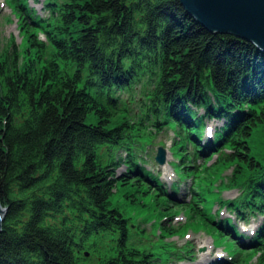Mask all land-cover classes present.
I'll use <instances>...</instances> for the list:
<instances>
[{
	"label": "trees",
	"instance_id": "obj_1",
	"mask_svg": "<svg viewBox=\"0 0 264 264\" xmlns=\"http://www.w3.org/2000/svg\"><path fill=\"white\" fill-rule=\"evenodd\" d=\"M44 11L43 18L19 16L42 39L30 33L22 53L11 44L0 57V264L191 260L173 245L142 248L110 206L119 186L138 184L145 194L144 183L169 200L177 192L184 177L175 174L166 196L143 157L164 129H175L182 144L180 172L193 176L196 161L211 152L213 164L233 167L222 189L237 190L227 200L218 190L212 217L193 190L175 207L235 242L231 218H216L221 209L235 221L261 217L243 245L264 264V163L247 145L264 123V53L208 33L177 0H45ZM214 119L221 130L205 140V122Z\"/></svg>",
	"mask_w": 264,
	"mask_h": 264
},
{
	"label": "rangeland",
	"instance_id": "obj_2",
	"mask_svg": "<svg viewBox=\"0 0 264 264\" xmlns=\"http://www.w3.org/2000/svg\"><path fill=\"white\" fill-rule=\"evenodd\" d=\"M19 1L0 0V57L9 49L11 44L22 53L26 49V40L30 33L35 34L34 36H37L38 40L42 39V36L37 34V30H34V25H30L27 21H22L19 18L20 15L24 14L20 12V6L22 5ZM22 1L32 8L36 17L43 18L45 11L42 12L41 4L44 0ZM205 123V130H213L212 128L215 125L221 127L223 121L220 124L214 119ZM215 128L217 129V127ZM173 132L177 131L175 129L172 131L164 129L156 136H153L144 146L146 150L143 153V157L148 161L146 168L154 175H157L158 180L166 187V196L171 193L168 184L171 182L173 184L178 180L175 174L178 173L184 177V181L178 183L177 192L169 200L164 194H159L158 192L159 196L153 197L154 193L149 194L150 189L144 183L141 184L143 185L142 188L147 191L145 194H142L144 190L139 191L136 189L139 188L138 184H134V187L130 188L119 186L110 196V206L115 208L128 221L130 229L136 233L133 234V239L141 240L142 248H146L148 251H155L161 247L173 245L176 249H186L191 254V260L189 258L176 261L171 259L168 264H196L200 260L209 261L212 259L215 261L216 259L218 261L225 259L224 264H257L258 255L253 251L252 247L241 246L237 240V242L233 241L234 238H228L226 232L222 233L224 234L223 237L218 236L217 233L204 226L203 222L189 209L175 207L176 205L187 203L189 200L188 194L193 190L197 195L200 194L204 201L208 202L209 208L207 207L206 211H204L206 208L204 210L198 208L199 213L202 214L204 211L206 215L210 214L211 217L212 213L215 214L218 209L214 203L218 197L216 196L218 190H221L219 198L223 200L233 199L237 195V190L222 189V182L230 177L233 167L213 164L216 160V155L208 158L212 154L211 152H208L201 160L196 161L197 171L192 172L193 176L188 175L191 171L180 172L179 168L182 163L179 162L180 153H178L177 147L182 144L176 143ZM251 132V137L247 140L250 155L257 161L264 163V123L253 127ZM210 134L212 136V131ZM203 138L206 139L205 136ZM201 142H204V140ZM158 147L165 151V164L162 166H158L154 162V155ZM188 149V146L187 148L184 147L183 154L188 153ZM225 153L227 155L231 154L229 150L225 151ZM183 163L187 164V166H194L192 162H186L185 160ZM122 172L123 170L120 168L116 175ZM164 179H170V181L166 182L167 180L165 181ZM157 193L155 194L158 195ZM158 199L167 201V203L157 201ZM221 214L224 217L219 215L216 218L222 219L231 216L224 209ZM260 219L261 217L257 216V218L248 219L246 222L236 221L239 226L243 224L246 227H250L251 230L256 228V231L260 225ZM235 230L238 237V233L241 230L236 228ZM255 231H252L253 233L251 231L244 233L245 236L247 235L245 240L248 241ZM153 246L157 247L151 249ZM193 260L195 262L191 263ZM149 264L159 263L152 260Z\"/></svg>",
	"mask_w": 264,
	"mask_h": 264
},
{
	"label": "water",
	"instance_id": "obj_3",
	"mask_svg": "<svg viewBox=\"0 0 264 264\" xmlns=\"http://www.w3.org/2000/svg\"><path fill=\"white\" fill-rule=\"evenodd\" d=\"M177 1L183 11L208 33L228 34L264 53V0ZM154 162L158 166L165 163V151L160 147L156 150ZM5 210L0 205V227Z\"/></svg>",
	"mask_w": 264,
	"mask_h": 264
},
{
	"label": "bare ground",
	"instance_id": "obj_4",
	"mask_svg": "<svg viewBox=\"0 0 264 264\" xmlns=\"http://www.w3.org/2000/svg\"><path fill=\"white\" fill-rule=\"evenodd\" d=\"M44 2H45V0L42 2V4H41V9H42V12H44ZM21 5H22V8L23 9H25V10H27L28 11V13H24V14H26V18H32V17H34V15H33V11H32V8H30L28 5H27V3L26 2H24V1H22L21 2ZM36 19H37V17H36ZM35 19V20H36ZM32 20V19H31ZM216 31H218V29H216V28H214ZM220 30V29H219ZM241 40V39H240ZM252 41H255V42H257L256 40H254V39H252ZM260 47V46H259ZM240 107V106H239ZM234 108V107H233ZM236 108V107H235ZM218 122H220V124H221V120H217ZM215 127H217V128H219L217 125H215ZM220 129V128H219ZM221 130V129H220ZM201 143V142H200ZM166 182H168V181H170V179H164ZM157 182H158V184H159V186L162 188V189H166V187L164 186V184L160 181V180H158V178H157ZM172 183V182H171ZM171 183L170 184H168V187L170 188V186H171ZM212 215H214V213H212ZM212 217V216H211ZM255 229L256 228H254L253 230H251V232L253 231H255ZM252 232V233H253ZM244 233H248V232H239L238 233V237H236L235 239L241 244V243H243V244H246L248 241H246V240H243V239H241V237H243V238H245L246 236H245V234ZM251 234V233H250ZM247 239V238H246ZM246 241V242H245ZM217 261V262H216ZM216 261L214 260V259H212V260H209V261H202V260H200V261H198L196 264H224V261H225V259H222L221 261H218L217 259H216ZM193 262H195L194 260L191 262V263H193Z\"/></svg>",
	"mask_w": 264,
	"mask_h": 264
}]
</instances>
